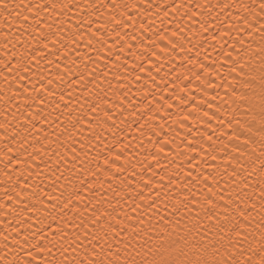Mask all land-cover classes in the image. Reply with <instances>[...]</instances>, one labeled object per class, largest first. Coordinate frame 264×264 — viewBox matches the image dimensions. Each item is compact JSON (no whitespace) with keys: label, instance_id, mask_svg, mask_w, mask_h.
<instances>
[{"label":"snow or ice","instance_id":"6c2138e0","mask_svg":"<svg viewBox=\"0 0 264 264\" xmlns=\"http://www.w3.org/2000/svg\"><path fill=\"white\" fill-rule=\"evenodd\" d=\"M0 264H264V0H0Z\"/></svg>","mask_w":264,"mask_h":264}]
</instances>
